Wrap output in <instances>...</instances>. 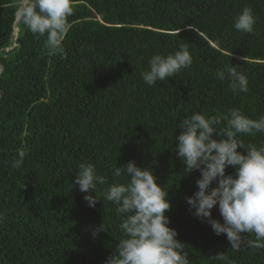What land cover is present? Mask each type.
Returning a JSON list of instances; mask_svg holds the SVG:
<instances>
[{
	"label": "trees",
	"instance_id": "16d2710c",
	"mask_svg": "<svg viewBox=\"0 0 264 264\" xmlns=\"http://www.w3.org/2000/svg\"><path fill=\"white\" fill-rule=\"evenodd\" d=\"M22 4L0 0V264H104L122 236L115 206L101 197L89 207L90 193L71 185L81 162L111 181L109 165L129 160L150 168L167 191L168 226L190 264H264V249L234 251L192 215L185 197L197 190L199 172L182 175L173 152L177 126L193 112L220 118L218 129L228 108L251 119L264 114V0H72L66 58L49 55L46 36L20 18L13 40ZM243 7L254 11L252 34L233 28ZM181 44L191 67L147 86V60ZM231 65L248 77L247 92L234 95L216 78ZM240 139L259 146L264 134ZM21 149L28 155L13 169L7 162ZM211 214L221 220L215 207Z\"/></svg>",
	"mask_w": 264,
	"mask_h": 264
},
{
	"label": "clouds",
	"instance_id": "9594fccd",
	"mask_svg": "<svg viewBox=\"0 0 264 264\" xmlns=\"http://www.w3.org/2000/svg\"><path fill=\"white\" fill-rule=\"evenodd\" d=\"M17 15L26 28L38 37L46 36L49 55L66 58L63 41L69 31L72 0H25ZM256 17L251 7H243L233 17V28L252 34ZM191 27V26H190ZM193 63L187 44L168 54H153L140 72L143 82L154 87L188 69ZM239 66L216 70V78L228 81L234 95L248 90V77ZM220 118L193 112L179 122L173 152L183 163L182 175L199 172L197 190L185 197L192 215L207 222L214 234H224L234 251L242 247L264 249V142L245 146L241 135L264 134V114L251 119L237 108H228L226 124ZM241 149L242 151H238ZM27 151L18 150L7 163L13 169L22 166ZM112 180L98 173L95 164L81 162L71 185L78 186L89 207L103 201L115 206L122 236L104 264H190L178 233L169 227L168 193L159 186L153 171L129 160L126 165H109ZM231 167L233 172L226 174ZM216 208L221 220L213 219ZM5 216L0 213V222ZM222 221V222H221ZM105 231L103 225L92 230L95 239ZM251 237V238H250ZM218 254L216 257H221Z\"/></svg>",
	"mask_w": 264,
	"mask_h": 264
},
{
	"label": "rangeland",
	"instance_id": "374dc122",
	"mask_svg": "<svg viewBox=\"0 0 264 264\" xmlns=\"http://www.w3.org/2000/svg\"><path fill=\"white\" fill-rule=\"evenodd\" d=\"M18 20H19V17H18V15H17L14 25H15L16 23H18ZM17 31H18V26H17V29H14V31H13V34H12V36H13V40L15 39V37H16V35H17Z\"/></svg>",
	"mask_w": 264,
	"mask_h": 264
},
{
	"label": "water",
	"instance_id": "95a60500",
	"mask_svg": "<svg viewBox=\"0 0 264 264\" xmlns=\"http://www.w3.org/2000/svg\"><path fill=\"white\" fill-rule=\"evenodd\" d=\"M24 4H25V0H23V4H22V6L21 7H23L24 6ZM21 9V8H20ZM14 29H17V23L15 24V26H14Z\"/></svg>",
	"mask_w": 264,
	"mask_h": 264
}]
</instances>
